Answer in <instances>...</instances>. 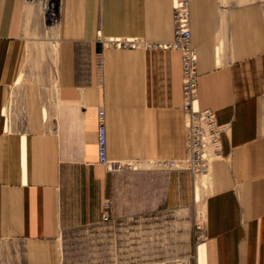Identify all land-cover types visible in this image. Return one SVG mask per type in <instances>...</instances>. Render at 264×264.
<instances>
[{"label": "crops", "instance_id": "obj_1", "mask_svg": "<svg viewBox=\"0 0 264 264\" xmlns=\"http://www.w3.org/2000/svg\"><path fill=\"white\" fill-rule=\"evenodd\" d=\"M173 3L0 0V240L56 241L100 223L105 202L114 213L112 181L124 180L98 162L100 109L109 161L186 157L181 52L160 47L174 40ZM190 10L197 106L221 133L193 262L264 264V0ZM125 41L135 46L114 44ZM140 175L149 189L132 214L197 207L186 172Z\"/></svg>", "mask_w": 264, "mask_h": 264}, {"label": "rangeland", "instance_id": "obj_2", "mask_svg": "<svg viewBox=\"0 0 264 264\" xmlns=\"http://www.w3.org/2000/svg\"><path fill=\"white\" fill-rule=\"evenodd\" d=\"M48 16L54 19L55 9ZM148 169L186 172L199 188L197 207L186 214L160 209L132 214L134 196L148 192V181H140L143 176H139ZM110 173L124 180L112 181L115 207L114 213L110 208V221L63 231L56 241L0 240V264H194V251L202 235L203 175L144 162L129 163Z\"/></svg>", "mask_w": 264, "mask_h": 264}, {"label": "built area", "instance_id": "obj_3", "mask_svg": "<svg viewBox=\"0 0 264 264\" xmlns=\"http://www.w3.org/2000/svg\"><path fill=\"white\" fill-rule=\"evenodd\" d=\"M173 41L161 48L175 49L181 52L182 70V107L185 115V146L186 157L181 161H170L164 163L165 167L173 170H187L194 175H207L210 163L219 145L221 135L216 123L215 113L211 109H199L197 106V54L191 46L190 31V0H174L173 3ZM121 47H134V42L114 43ZM104 112L100 109L97 117L96 147L98 162L108 172L121 169L124 164L109 161L107 158V133L104 121ZM101 220L110 221V204L103 203Z\"/></svg>", "mask_w": 264, "mask_h": 264}, {"label": "bare ground", "instance_id": "obj_4", "mask_svg": "<svg viewBox=\"0 0 264 264\" xmlns=\"http://www.w3.org/2000/svg\"><path fill=\"white\" fill-rule=\"evenodd\" d=\"M206 176H207V175H203V176H202V180H203V181H206V180H207V179H206ZM203 184H204V183H203Z\"/></svg>", "mask_w": 264, "mask_h": 264}]
</instances>
